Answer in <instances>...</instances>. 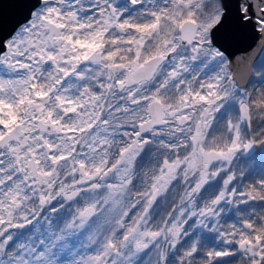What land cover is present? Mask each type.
I'll use <instances>...</instances> for the list:
<instances>
[{"label":"snow or ice","instance_id":"6c2138e0","mask_svg":"<svg viewBox=\"0 0 264 264\" xmlns=\"http://www.w3.org/2000/svg\"><path fill=\"white\" fill-rule=\"evenodd\" d=\"M0 264H264V0H0Z\"/></svg>","mask_w":264,"mask_h":264}]
</instances>
